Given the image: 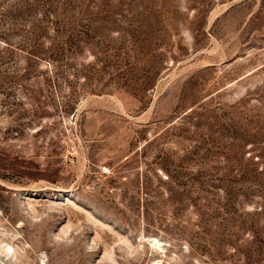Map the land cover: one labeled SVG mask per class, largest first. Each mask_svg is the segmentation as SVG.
Wrapping results in <instances>:
<instances>
[{
    "label": "rangeland",
    "instance_id": "374dc122",
    "mask_svg": "<svg viewBox=\"0 0 264 264\" xmlns=\"http://www.w3.org/2000/svg\"><path fill=\"white\" fill-rule=\"evenodd\" d=\"M0 256L264 264V0H0Z\"/></svg>",
    "mask_w": 264,
    "mask_h": 264
},
{
    "label": "bare ground",
    "instance_id": "6f19581e",
    "mask_svg": "<svg viewBox=\"0 0 264 264\" xmlns=\"http://www.w3.org/2000/svg\"><path fill=\"white\" fill-rule=\"evenodd\" d=\"M67 234V233H66ZM12 250V249H11ZM3 251V250H2ZM2 253V252H1ZM0 264H7V262L0 256Z\"/></svg>",
    "mask_w": 264,
    "mask_h": 264
}]
</instances>
